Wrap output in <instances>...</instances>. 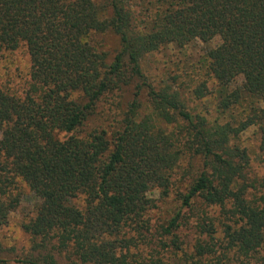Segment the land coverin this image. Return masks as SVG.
<instances>
[{
  "label": "trees",
  "instance_id": "trees-1",
  "mask_svg": "<svg viewBox=\"0 0 264 264\" xmlns=\"http://www.w3.org/2000/svg\"><path fill=\"white\" fill-rule=\"evenodd\" d=\"M106 34L119 37L114 55L98 39ZM217 36L192 93L214 92L226 121L194 112L182 86L153 82L144 69L163 47ZM22 46L28 86L23 94L0 86V227L21 203L6 188L20 177L38 200L23 227L51 252L21 264H60L53 250L65 264H130L136 242L126 231L150 230L155 190L175 194L182 210L221 208L225 241L205 215L198 227L210 241L197 242L199 261L264 264V177L248 176L239 142L255 126L264 151V0H0V49ZM127 90L133 98L118 104L112 129L81 134L101 102ZM191 159L202 164L183 169L189 181L173 179ZM181 216L161 234H173Z\"/></svg>",
  "mask_w": 264,
  "mask_h": 264
},
{
  "label": "rangeland",
  "instance_id": "rangeland-1",
  "mask_svg": "<svg viewBox=\"0 0 264 264\" xmlns=\"http://www.w3.org/2000/svg\"><path fill=\"white\" fill-rule=\"evenodd\" d=\"M98 39L102 42L103 49L109 51L111 55L118 51L119 37L114 34H106L100 35ZM220 43L221 37L217 36L207 42L200 39L195 40L183 48L174 45L163 47L147 56L144 61V69L153 82L163 80L170 81L173 86H182V97L188 101L194 112L206 115L210 121L217 119L226 121L228 114L219 112L218 100L214 92L202 99H196L192 93L197 81L205 74L204 61L207 51ZM30 68V56L24 46L15 50L0 49L1 87L17 94H23L30 79ZM243 81L244 77L238 76L233 85H241ZM132 98L133 90H127L122 97L115 95L109 97L107 101L101 102L96 114L83 127L81 134L100 127L112 129L111 125L120 117L122 111L120 106H124ZM143 100H146L145 96ZM239 142L242 147L247 149L250 156L248 176L250 178L264 177V151L260 147V135L257 127L253 126L244 131ZM190 163L192 172L198 170L202 164L198 159H191L189 163L183 162L182 168H178L173 179L182 176L181 179L184 182L189 181L190 178L185 175L186 170L183 169L189 167ZM6 185L12 195L20 196L21 203L10 213L8 222L0 227V260L5 261L0 264H21L20 261L27 257H36L51 252L49 247L48 249L37 248L34 245L33 237L23 227V223L35 215L38 203L29 185L20 177L12 178ZM152 196L156 199V206L147 211L144 216L145 220L148 219L150 230L144 231L130 227L126 231V237H133L136 242L130 248V254H132L130 264H141L142 260L144 262L148 260L149 263L152 260L160 261L162 264H206L204 258L199 261L195 247L199 240L209 242L210 237L206 232L201 233L198 223L203 217L205 219V215L216 221L218 224L216 239L220 241V244L224 243L223 227L220 224L221 208L219 206L209 207L200 203L193 210L188 208L182 210V201L173 193L170 196H162L159 190H155L152 192ZM180 210L182 211L180 227L174 229L173 234L162 235L163 227L168 226L170 220ZM53 253L60 264L68 262L66 254H59L56 250H53Z\"/></svg>",
  "mask_w": 264,
  "mask_h": 264
}]
</instances>
